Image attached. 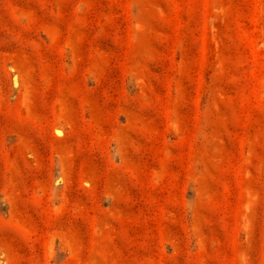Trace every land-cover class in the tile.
Returning <instances> with one entry per match:
<instances>
[{"label":"rangeland","instance_id":"obj_1","mask_svg":"<svg viewBox=\"0 0 264 264\" xmlns=\"http://www.w3.org/2000/svg\"><path fill=\"white\" fill-rule=\"evenodd\" d=\"M0 264H264V0H0Z\"/></svg>","mask_w":264,"mask_h":264}]
</instances>
